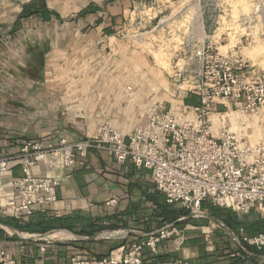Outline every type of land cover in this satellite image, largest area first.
<instances>
[{
    "label": "crops",
    "instance_id": "0c3cea01",
    "mask_svg": "<svg viewBox=\"0 0 264 264\" xmlns=\"http://www.w3.org/2000/svg\"><path fill=\"white\" fill-rule=\"evenodd\" d=\"M225 9L231 16L232 4ZM119 14L120 7L102 8L76 20L73 30L54 35L17 36V15L0 24V156L16 153L26 140L56 142L60 138L74 141L95 137L105 120L126 134L144 123V111L153 102L161 101L176 111L187 104L185 99L191 95L197 103V95L190 90L191 74L188 81L178 83L174 71L193 73L197 62L188 54L207 43L222 54L242 56L254 69L264 70V38L256 24L228 19L226 14L216 23L206 15L201 20L171 21L162 29L173 25L168 35L174 42L163 41L156 47L131 43L119 36ZM156 29L157 25L150 33ZM177 51L185 54L176 64L182 66L175 68L172 56ZM214 118L264 119V105L242 114L232 111L229 102L221 101L216 104ZM20 173V166L13 164L7 174L0 176V248L22 261L67 264L74 252L101 257L139 243L145 234L171 223L165 220L166 202L149 171L135 167L129 160L116 163L103 150L90 149L84 164L62 171L56 200L45 213L37 212L17 222L9 213L7 201L13 194L12 180ZM32 173L43 175L48 168L39 164ZM203 209L209 213L206 207ZM237 215L252 222L264 218V211L253 209ZM42 216L62 217L67 220V228L41 232L35 223ZM201 220L210 225L198 226L196 219L180 214L175 223L183 229V240L161 241L156 254L145 247L144 264L199 262L197 248L188 242L199 233H204L209 262L253 264L249 259L230 257L236 244L221 240L216 229L223 228L221 223L238 235H248L243 227L233 230L210 213L208 219ZM199 227L200 232L196 231ZM263 255L254 253L249 257L260 263Z\"/></svg>",
    "mask_w": 264,
    "mask_h": 264
},
{
    "label": "built area",
    "instance_id": "2783aa9c",
    "mask_svg": "<svg viewBox=\"0 0 264 264\" xmlns=\"http://www.w3.org/2000/svg\"><path fill=\"white\" fill-rule=\"evenodd\" d=\"M255 12H262L256 6ZM189 59L197 62L193 73L179 70L174 76L191 80L197 103L182 104L179 110L155 102L145 113L140 126L123 134L105 120L95 137L56 142L26 140L14 154L0 156V176L18 164L21 173L12 180L13 194L7 201L9 213L26 220L34 213L46 212L56 200L55 189L62 171L82 165L90 149L107 152L116 163L129 160L146 169L158 192L169 205L179 206L192 219H208L203 209L212 205L240 214L253 209L264 211V139L237 135L224 119H215L218 102H229L232 111L249 114L264 105V70L254 69L242 56L220 53L212 43L195 48ZM189 62L187 61V64ZM45 165L48 173L35 175L36 165ZM224 227L223 224H219ZM236 244L229 256H253L264 249V232L246 235L225 228ZM183 229L165 223L145 234L128 248H120L101 257L81 252L70 255L67 264H144L143 250L158 252L159 243L183 240ZM264 262V255L261 257ZM0 264H36L12 257L0 248ZM174 264H186L179 260Z\"/></svg>",
    "mask_w": 264,
    "mask_h": 264
},
{
    "label": "rangeland",
    "instance_id": "374dc122",
    "mask_svg": "<svg viewBox=\"0 0 264 264\" xmlns=\"http://www.w3.org/2000/svg\"><path fill=\"white\" fill-rule=\"evenodd\" d=\"M41 1L45 3L48 9L55 11L60 18H52L48 22H44L34 16L23 18L17 28V36L61 34L65 31L73 30L74 22L85 18V16L80 15V12L88 5H98L103 9L117 6L122 9V14L118 15V25L121 26L118 29L119 36L125 37L131 43L135 42L138 45L150 43L155 44L157 47L163 41L174 42L172 35H168V32H172L173 25L162 29L165 25H170L171 21H184V19L191 18L201 20L206 15L216 23V21L220 20V16H223V14L228 15L227 13L229 12L226 11L225 7L230 3L233 11L230 12L231 16L228 15L226 18L238 19V21L245 22L246 25L256 24V30L264 38V0H0V24L3 21L13 20L16 15L18 20L24 5L32 2L38 5ZM258 5L262 12L256 13L255 8ZM164 20L166 21L165 23ZM156 25V31L150 33L151 29ZM160 46L164 47L163 45ZM174 54L172 57L175 59V68L181 67L182 65L176 64L178 59H183L185 51H177ZM167 70H172V68L168 67ZM179 70L181 69H175L174 73ZM177 82H182V80L178 79ZM154 103H151L146 108L144 114ZM226 120L237 135L244 134L264 138V119ZM209 203L211 204L209 200L205 201L206 205ZM255 214L256 211L249 216L252 217ZM208 222L206 220L195 221L198 226L210 225ZM200 228L196 229V231L200 232ZM216 229L219 237L222 236L221 240H227V243H234L224 233L225 229L218 227ZM198 237L206 243L204 233H199Z\"/></svg>",
    "mask_w": 264,
    "mask_h": 264
},
{
    "label": "trees",
    "instance_id": "16d2710c",
    "mask_svg": "<svg viewBox=\"0 0 264 264\" xmlns=\"http://www.w3.org/2000/svg\"><path fill=\"white\" fill-rule=\"evenodd\" d=\"M102 10V7L98 6V5H88L87 7H85V9H83L80 12L81 16H85L89 13H93V12H99ZM30 16H34L36 18H39L40 20L44 21V22H48L50 20H52V18L55 19H59V15L53 11L47 8V6L45 5L44 2L41 1V3H38V5L34 4L33 2L28 4V5H24L22 8L21 13L18 16V20H17V28L20 26V22L23 18L26 17H30ZM114 19V17H112ZM108 31V30H107ZM191 98H187L185 99V103L187 104H194L196 102V98L194 95L190 96ZM171 207V208H169ZM173 205H169L166 203V216H165V220L168 222H173L175 223L176 218L182 214L185 215L186 211L182 208H175L173 207ZM203 207H206V209L209 211V213L216 219H221L225 225H227L229 228L233 229V230H237V228L239 226L243 227L245 233H247L248 235L257 233V232H261L264 231V218H258L257 220L254 221H247V220H242L241 218L238 217L237 213H235L234 211L227 209V208H221L218 206H214L212 204H208L206 205L205 202L203 203ZM38 213H42V212H38ZM45 213V212H43ZM31 216L28 218L30 219ZM26 219V220H28ZM15 221H17V219L14 218ZM18 222V221H17ZM67 220L62 218V217H53V216H42L40 219H38L35 223L36 225V229L40 230L41 232L53 229V228H67ZM176 225L178 224V222L175 223ZM17 227L22 228V226L17 225ZM28 229H31L30 227H27ZM34 228V227H33ZM32 228V229H33ZM189 244L192 246H195L199 252V256H198V260L199 262H190L189 264H214V262L212 263L209 262L207 260V257L209 256L208 251L206 250L205 247V243L200 239V237H193L191 238L189 241ZM226 249H229V247ZM260 254H264V249L262 251L259 252ZM225 255L229 254L228 251H226V253H224ZM243 256V257H242ZM234 260H241V261H246L247 259L250 260L251 263L253 264H264V262H255L253 260L252 257H249L247 255H241V257H236L233 258Z\"/></svg>",
    "mask_w": 264,
    "mask_h": 264
},
{
    "label": "bare ground",
    "instance_id": "6f19581e",
    "mask_svg": "<svg viewBox=\"0 0 264 264\" xmlns=\"http://www.w3.org/2000/svg\"><path fill=\"white\" fill-rule=\"evenodd\" d=\"M58 235V234H57Z\"/></svg>",
    "mask_w": 264,
    "mask_h": 264
}]
</instances>
